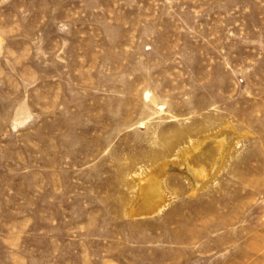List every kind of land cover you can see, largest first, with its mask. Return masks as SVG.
<instances>
[{"label": "rangeland", "instance_id": "rangeland-1", "mask_svg": "<svg viewBox=\"0 0 264 264\" xmlns=\"http://www.w3.org/2000/svg\"><path fill=\"white\" fill-rule=\"evenodd\" d=\"M0 264H264V0H0Z\"/></svg>", "mask_w": 264, "mask_h": 264}, {"label": "bare ground", "instance_id": "bare-ground-1", "mask_svg": "<svg viewBox=\"0 0 264 264\" xmlns=\"http://www.w3.org/2000/svg\"><path fill=\"white\" fill-rule=\"evenodd\" d=\"M21 110L25 111V108H21ZM229 129L230 130L224 132V134H220L218 137H209L208 140H205L203 145H201L199 142L196 145V147L199 146L196 150L190 147L192 138L189 137L192 134H196V136L199 137L197 141H200V135L205 132L204 129L188 134H183L182 132L177 131L172 139L167 138V142L165 141L163 149L166 148V144L167 148L162 151V154L167 156L175 155L180 159L181 162L176 161L177 163L174 162V165L168 164L165 166L166 169L172 168L173 170H176L177 166L180 168L183 167V170L181 171H183V173L186 174L188 178L192 177L191 173H195V176L192 178L194 188L203 189L207 186V184L214 181V178L221 170L222 165L228 162L230 157L234 155V140H231V143L228 144V146H226V144L228 140L227 136L230 134V137L233 136L236 131L230 125ZM170 140L172 141L169 142ZM188 140H190L189 143ZM190 149L192 151L188 153L187 151ZM151 170V172L156 173L157 175H144L139 177L135 182V185L138 189L137 198L141 197V204H143L144 207H147L149 204L153 203L159 196L163 194L161 193V188L163 189V186L160 184L163 180L161 177H164L165 173L162 174L160 168H156L154 170L151 168ZM203 183L206 184L204 185ZM202 186L204 187L202 188ZM167 200L168 197L166 196V199L163 201L164 206L160 209V211L165 208V202ZM151 213L152 212L149 211L146 214Z\"/></svg>", "mask_w": 264, "mask_h": 264}]
</instances>
